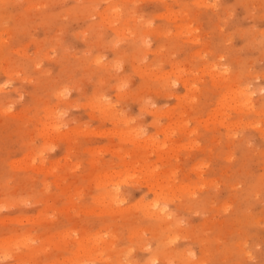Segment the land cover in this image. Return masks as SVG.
I'll return each mask as SVG.
<instances>
[{"label":"rangeland","instance_id":"rangeland-1","mask_svg":"<svg viewBox=\"0 0 264 264\" xmlns=\"http://www.w3.org/2000/svg\"><path fill=\"white\" fill-rule=\"evenodd\" d=\"M0 264H264V0H0Z\"/></svg>","mask_w":264,"mask_h":264}]
</instances>
